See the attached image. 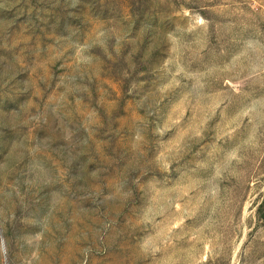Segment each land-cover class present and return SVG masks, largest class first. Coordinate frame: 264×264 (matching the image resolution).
<instances>
[{"label": "rangeland", "instance_id": "374dc122", "mask_svg": "<svg viewBox=\"0 0 264 264\" xmlns=\"http://www.w3.org/2000/svg\"><path fill=\"white\" fill-rule=\"evenodd\" d=\"M264 0H0V264H264Z\"/></svg>", "mask_w": 264, "mask_h": 264}, {"label": "trees", "instance_id": "16d2710c", "mask_svg": "<svg viewBox=\"0 0 264 264\" xmlns=\"http://www.w3.org/2000/svg\"><path fill=\"white\" fill-rule=\"evenodd\" d=\"M259 217H260V215H259ZM262 220H264V215H261V217H260Z\"/></svg>", "mask_w": 264, "mask_h": 264}]
</instances>
